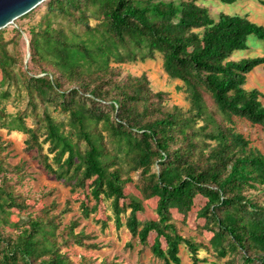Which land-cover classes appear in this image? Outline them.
<instances>
[{
	"label": "trees",
	"instance_id": "1",
	"mask_svg": "<svg viewBox=\"0 0 264 264\" xmlns=\"http://www.w3.org/2000/svg\"><path fill=\"white\" fill-rule=\"evenodd\" d=\"M42 7L25 28L0 29V129L26 136V149L69 186L82 217L102 207L101 229L108 221L123 227L160 264H180L181 247L191 264L208 255L264 264V151L237 130L244 121L264 133V94L245 87L248 73L264 68V54L234 57L249 49L250 36L264 42V25L215 16L197 0H45ZM157 55L166 75L182 82L187 108L153 91L145 74L119 66ZM8 103L25 108L10 112ZM9 145L0 134V264H93L62 250L99 248L76 230L79 218L63 223L70 200L60 210L54 200L32 210L17 188L27 164L9 161ZM190 217L205 240L183 234Z\"/></svg>",
	"mask_w": 264,
	"mask_h": 264
},
{
	"label": "rangeland",
	"instance_id": "2",
	"mask_svg": "<svg viewBox=\"0 0 264 264\" xmlns=\"http://www.w3.org/2000/svg\"><path fill=\"white\" fill-rule=\"evenodd\" d=\"M197 1L209 7L211 13L215 16H218L219 12L241 14L246 15L250 20L256 23L264 25V4L261 3L264 2V0H237L234 3H223L219 0ZM42 10V3H40L25 17L16 18L14 20L15 24H8L1 29L11 31L17 24L25 28L28 20H38ZM247 44L249 45V49L237 52L234 55L235 58L253 57L264 54V42L259 41L256 37L250 36L247 40ZM24 50H27L26 44L21 45V53H24ZM119 66L124 74L130 73L135 76L145 74L153 91H165L168 94L170 103L178 104L185 108L188 107L189 103L186 100V93L183 90L182 82L171 79L166 75L162 67V59L159 55L151 60L148 59L136 63H122ZM245 87L257 88L264 94V68L262 66H256L248 73ZM262 101L264 102V97ZM18 108H25V104H7V110L10 112ZM58 118L65 119L66 114L61 113L58 115ZM33 122L31 117L26 118L27 125H31ZM237 130L249 137L257 148L264 151V133L258 126L239 121L237 123ZM0 134L10 143L8 147L9 161L11 163L25 161L27 164L25 169V175H27L21 184H17V188L30 196L28 202L34 204L32 210L52 200L57 202V208L60 210L65 206L66 201L70 200L71 209L64 214L63 223L67 224L69 220L79 218L80 226L76 230L82 227L86 234L93 235V242L99 244V248H85L84 246L76 244L63 247L62 250L67 252L71 260L77 262L84 257L93 264H160L152 258L150 251L142 248L136 238H131L130 234L123 227L117 229L114 222L108 221L107 227L101 229L99 222L101 218H105V212H103L102 207L88 219L82 217L78 210V203L73 202L71 199L69 186L56 180L42 169L34 157L36 150L26 149L24 144L26 136L23 133L0 129ZM154 169H157V167L154 166ZM146 205L149 206L150 210L153 206V202H147ZM194 224V217H190L189 228L186 226L182 227L183 234L192 235L196 239L205 240V238L208 237V233H204L203 237L201 234H197ZM153 236L154 233L151 234L150 242H152ZM204 254V251L200 252V256H204ZM180 257V264H191L188 250L185 247L180 248ZM201 264L224 263L223 261L217 260L214 256L208 255L207 262Z\"/></svg>",
	"mask_w": 264,
	"mask_h": 264
},
{
	"label": "water",
	"instance_id": "3",
	"mask_svg": "<svg viewBox=\"0 0 264 264\" xmlns=\"http://www.w3.org/2000/svg\"><path fill=\"white\" fill-rule=\"evenodd\" d=\"M45 0H0V29ZM29 53L27 54V56Z\"/></svg>",
	"mask_w": 264,
	"mask_h": 264
}]
</instances>
